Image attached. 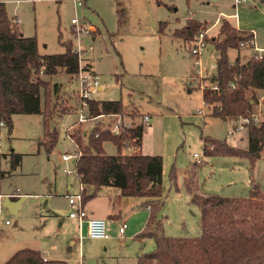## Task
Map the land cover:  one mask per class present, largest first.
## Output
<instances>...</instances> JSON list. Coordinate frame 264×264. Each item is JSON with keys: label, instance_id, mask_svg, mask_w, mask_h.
Returning <instances> with one entry per match:
<instances>
[{"label": "rangeland", "instance_id": "obj_1", "mask_svg": "<svg viewBox=\"0 0 264 264\" xmlns=\"http://www.w3.org/2000/svg\"><path fill=\"white\" fill-rule=\"evenodd\" d=\"M0 2L4 3L8 16L18 20L21 33L35 37L39 53H59L63 51L62 42L69 40L73 48L78 42L83 50L81 63L89 64L100 87L91 94L92 99L120 100L124 106L115 116L91 115L84 122H76L72 93L77 82L58 72L50 77L49 84L58 83L61 90L57 97L51 98L50 104H54L56 113L61 110L64 113L54 114L49 121V127L57 135L49 150L38 144L43 135L40 114H13L10 131L4 124L0 126V195H25L16 214L8 213L1 206L0 263L23 247L45 249L47 255L59 253L73 260L77 258L78 234L67 217L63 198L66 185H76V175L73 171L67 174L63 171L72 170L73 161H63L61 155L77 149L73 139L84 145V133L94 124L105 127L119 118L137 125L141 123V116L147 115L140 145L132 147L130 141L123 139L120 152L161 157L162 204L158 217L165 235L201 233L199 209L190 201L183 183L191 170L200 192L247 197L251 179L264 191V149L253 165L244 157L205 153V138L223 140L230 127L228 121L213 115L211 107L204 105L203 94L207 89L200 88V84L207 85V74L215 71L216 52L211 44L205 43L198 64L191 45L172 36L189 17L207 22L206 33L214 35L215 19L234 12L241 30L244 29L240 21L261 23L262 29L256 38L257 46L261 47L258 41L264 43V0H80L81 4L76 7L72 0ZM72 18L88 26V32L74 36ZM160 22L164 23L161 31ZM251 29L257 31L256 28L247 31ZM250 52L249 48H230L228 58L233 61L237 54L242 58V54ZM199 70L203 73L198 74ZM229 142L246 148V130L236 133ZM102 149L106 154L117 152L109 140L102 143ZM10 152L21 155L20 163L14 168L9 167ZM194 153L202 159L200 164L195 163ZM172 168L176 172L175 184L168 178ZM131 198L137 200L136 205L145 199ZM139 213L143 212L137 210L129 221L126 219L128 230ZM125 243L115 244L108 253L101 251L100 256L89 258L87 246L94 244L83 239L77 264H117L119 252L125 246L132 253L139 248L142 252L153 248V241L148 237L138 243L131 240Z\"/></svg>", "mask_w": 264, "mask_h": 264}, {"label": "trees", "instance_id": "obj_2", "mask_svg": "<svg viewBox=\"0 0 264 264\" xmlns=\"http://www.w3.org/2000/svg\"><path fill=\"white\" fill-rule=\"evenodd\" d=\"M161 31L163 22L158 24ZM206 22L191 17L176 28L172 36L194 45L200 32L206 30ZM251 33L237 29L230 18L218 19L214 35L204 34L206 44L216 52L215 73L207 84L216 82L218 91L207 90L203 99L212 106L211 113L223 120L231 121L250 113L255 89L264 85L263 59L254 55L228 58V49H239L241 41H247ZM59 53H39L34 36H24L13 17H9L4 3L0 2V120L7 131L12 126L13 114H40L42 138L38 144L49 150L56 141V131L49 127L54 114L50 104L58 95L61 86L49 84L50 77L63 72L74 79L77 54L71 42L61 43ZM89 65V64H88ZM233 84V85H232ZM73 91L72 94H74ZM124 109L120 100H88L90 115L120 113ZM143 128L136 125L121 135L94 124L84 133L85 144L74 139L79 154L73 160V172L81 186L82 204L95 195L102 186H113L123 197H144L140 204L146 207L147 215L142 228L135 237L151 238L153 248L141 252L136 264H264V191L258 182L250 180L251 189L247 197H226L215 193L200 192L194 182V171L184 177L183 183L190 201L200 213L201 233L197 236H168L163 233L158 212L162 204L160 197L161 157L136 152H120L121 141L127 139L132 147L141 143ZM246 148L233 145L225 138H205L204 151L209 155H232L244 157L253 165L264 149V126L250 124L246 128ZM111 141L117 149L115 154H106L102 143ZM129 143V142H128ZM19 153H9L10 168L20 163ZM2 173L0 172V175ZM170 181L175 184L176 172L172 168ZM0 264H70L62 259H46L37 249L23 247L15 250Z\"/></svg>", "mask_w": 264, "mask_h": 264}, {"label": "built area", "instance_id": "obj_3", "mask_svg": "<svg viewBox=\"0 0 264 264\" xmlns=\"http://www.w3.org/2000/svg\"><path fill=\"white\" fill-rule=\"evenodd\" d=\"M74 6H79L81 4L80 0H72ZM237 15H234L235 19V26L237 29H240L237 25ZM13 22L18 23V20L13 16ZM217 22V21H216ZM72 24V30L74 36H77L80 32H88L89 27L86 26L83 22H77L75 18L71 19ZM209 29V28H208ZM208 29L202 31L199 33L194 45L191 48V53L193 55H196L195 62L199 64V55L201 51L205 47V41H204V34L208 31ZM241 30V29H240ZM251 33V37L247 41H241L239 43V48H249L252 51V55H254L258 59L264 60V48H261L257 46L256 44V38L257 33L256 30L251 29L248 30ZM72 49L77 54V62H78V68L76 75L74 79L77 82V88L74 90V97H73V103L75 105V113H76V122H84L88 120L89 118H92V116L89 113L88 110V100L92 99L91 94L98 88L97 86V77L96 75L91 71L90 66L87 62L81 63L83 50L79 47L78 42L76 43V47ZM214 63V68H215ZM201 70H199L198 74H201ZM215 73V71H214ZM214 73L207 74L206 78H210ZM263 76H264V64H263ZM233 85V84H232ZM201 89H207L211 91H218V84L216 82H212L211 84L202 85L200 84ZM255 98L251 101L252 108L248 115L246 116H239L236 119H233L231 121H228L230 123V127L227 130L225 139L229 142L232 137L236 133H241L243 130H246L247 126L250 124L255 125H262L264 126V85L261 88L255 89ZM204 105L207 107H212L207 100L203 99ZM212 109V108H211ZM119 113H109V114H103L99 113L94 115V117H112ZM199 114H203L202 111H199ZM148 117L147 115L141 116V123L137 125H143L147 121ZM3 125V122L0 120V126ZM136 125L128 124L122 121L119 118H116L110 125H106L105 128L109 131L111 135H121L123 132H125L127 129L132 128ZM124 143H122L123 145ZM79 154L78 148L74 150L71 153H64L61 155V159L63 161H69L74 160ZM193 158L195 159L196 164H200L202 162V159L199 157L197 153L193 154ZM63 171L67 174L71 171L70 169H63ZM9 196V195H5ZM3 196L0 195V210H1V198ZM66 204H67V216L74 218L78 224L80 225L82 221H85V228H86V234L90 238L95 239H104L108 238L109 235L105 229V221L101 217H94L90 216L87 217L85 210L83 209V205L81 202V196H80V190L77 193L74 194H67L66 195ZM7 220H4V223H7ZM126 224L124 222H121L118 225L117 231L118 235L117 237L121 239L123 237V232L125 229Z\"/></svg>", "mask_w": 264, "mask_h": 264}, {"label": "crops", "instance_id": "obj_4", "mask_svg": "<svg viewBox=\"0 0 264 264\" xmlns=\"http://www.w3.org/2000/svg\"><path fill=\"white\" fill-rule=\"evenodd\" d=\"M236 13L230 12L227 14H224L226 17L230 18L231 22L235 24L233 21L234 15ZM218 18L215 19V23ZM18 24V23H17ZM207 24V22H206ZM240 27H243L244 30H247L249 28H256L257 31V38L259 37V30L262 29L261 23L259 21H256V23H248V22H241L240 21ZM209 28V25H207ZM239 27V26H238ZM257 41V40H256ZM258 44L261 45V47H264V43L261 42L260 40L258 41ZM244 57H249L252 55V52L250 53H245L242 54ZM97 89H100L98 86ZM74 141V139H73ZM75 144V143H74ZM76 145V144H75ZM77 147V146H76ZM76 177V185H73L71 183L66 185L65 188V193L63 194V198L66 201V195L67 194H74L77 193L81 186L78 182V178ZM25 195H21L19 197H13L12 195H9L6 199L4 196L1 198V206L5 208V210L10 213V214H16L17 208L20 205V202L23 200ZM131 197H123L119 194V190L116 187L113 186H102L100 187L96 192L95 195L89 199H87L82 205L83 209L86 212L87 217L94 216V217H101L105 221V229L109 235L108 238L104 239H95V238H90L86 234V228H85V221H82L81 224L79 225L78 222L74 218H70V222L72 223L73 226H75V230L78 234V237L76 238L77 245H78V250H77V258L73 260L72 258H67L66 256H62L61 254H50L47 255V251L44 250H39L42 254V256L46 259H62L67 262L73 261V263L77 264V260L80 259V246L82 245L83 239L87 241H92L94 245H89L87 246L86 250V256L89 258L100 256L101 251L104 253H108L113 249V246L115 244H123L127 245V241L131 240L133 242H140L143 238H138L135 237L136 233L142 228L144 224V220L147 215V209L146 207H142L140 204L144 200H139V204H135L137 201ZM131 204V205H130ZM135 206H133V205ZM67 208V204H66ZM143 212L142 215L141 213L138 214V216L135 217V221L133 224H131L129 230H128V225L126 224V219L129 221L130 217L132 214H134L135 211ZM141 210V211H140ZM68 217V216H67ZM124 222L126 224L124 232H123V237L119 239L117 237L118 235V225ZM136 222V224H135ZM124 241V242H123ZM101 247L97 249L96 246ZM127 247H123V249L120 250V254L117 257V264H123L124 260L127 264H136V257L138 254L142 252V250L139 248L137 251L132 253ZM82 256V255H81ZM121 258V259H119ZM80 262V261H79Z\"/></svg>", "mask_w": 264, "mask_h": 264}, {"label": "water", "instance_id": "obj_5", "mask_svg": "<svg viewBox=\"0 0 264 264\" xmlns=\"http://www.w3.org/2000/svg\"><path fill=\"white\" fill-rule=\"evenodd\" d=\"M4 197H5L6 199H8L7 196H4Z\"/></svg>", "mask_w": 264, "mask_h": 264}]
</instances>
